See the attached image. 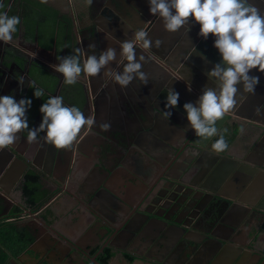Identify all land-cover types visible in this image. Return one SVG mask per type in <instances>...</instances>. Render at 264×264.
<instances>
[{"label":"flooded vegetation","instance_id":"obj_1","mask_svg":"<svg viewBox=\"0 0 264 264\" xmlns=\"http://www.w3.org/2000/svg\"><path fill=\"white\" fill-rule=\"evenodd\" d=\"M254 4L264 15V1L255 0ZM0 5V12L21 20L12 42L0 41V96L32 99L26 113L30 128L42 122L39 109L49 96L63 97L65 105L76 106L96 120L91 130L87 126L81 130L70 149L58 150L44 142L45 133L38 134L36 143L28 144L24 131L15 144L0 151L5 161L0 173V264H11V259L43 230L53 234L55 243L64 241L76 250L83 264H264V244L260 243L264 213L258 208L264 206V198L246 203L245 194L227 197L231 193L227 185L233 182L239 189L250 173L254 182H261L258 178L262 173L245 172L243 166L230 165L225 158L218 160L211 148L218 135L207 140L195 135L191 140L187 133L194 129L183 105L196 103L205 87L215 88L206 75L212 69L209 61L222 67L225 64L214 47L215 36L209 34L207 40L200 37V25L194 18H190L189 32L185 27L168 32L162 18L153 16L149 9L148 20L141 24L84 26L73 17H65L59 24L53 22L41 29L40 22L25 20L24 11L13 0H0ZM141 28L153 42L162 40L159 48L153 44L146 51L136 49L137 59L141 52L151 57L142 69L148 75L147 85L134 80L122 89L103 74L104 70L90 78L82 73L76 84L67 85L63 75L50 66L60 63L57 56L74 55L76 48L84 50L82 64L93 54L87 48L90 43L96 45V55L115 48L118 61V41L133 39ZM53 31L57 33L51 38ZM58 39L63 45L60 51ZM193 46L197 49L194 53ZM187 56L188 64L201 67L198 76L186 64ZM42 64L48 66L47 72L38 70ZM114 70L122 71L123 65ZM249 75L260 78L256 92L264 83V73L253 69ZM177 77L190 80L191 91L185 80ZM33 80L44 91L42 98H36L35 90L29 87ZM167 87L179 93L178 106L171 109L169 120L155 108L168 111ZM238 89L237 99L243 92L242 82ZM238 111L227 113L216 124L229 144L228 150L248 145L246 133L240 134L242 115ZM101 123H110L111 129L102 131ZM251 145L263 143L256 139ZM261 192L260 188L256 195L261 196ZM173 198H199L213 205L214 218L208 223L188 218V209L178 212ZM68 216L87 218L93 237L86 244L60 229V222ZM235 231L247 232L249 242L233 245ZM181 235L192 240L187 257L170 249L167 242H175Z\"/></svg>","mask_w":264,"mask_h":264},{"label":"clouds","instance_id":"obj_2","mask_svg":"<svg viewBox=\"0 0 264 264\" xmlns=\"http://www.w3.org/2000/svg\"><path fill=\"white\" fill-rule=\"evenodd\" d=\"M47 2V0H42ZM91 4L92 0H88ZM2 7V5H0ZM149 10L153 16L162 18L164 28L168 32H177L182 27L191 30L190 18L199 23L198 35L205 40L209 34L216 37L214 47L218 49L222 60L228 65L222 67L218 62L206 73L209 80L216 87H205L196 103L186 102L183 107L187 112V119L195 131V135L207 140L218 135L219 138L211 145L214 153H222L229 149L225 136L218 132L217 121L238 107V85L243 83V93L255 94L260 84L259 76L249 75L253 69L264 73V15L250 0H149ZM174 10V11H173ZM21 23L19 16H9L7 12H0V41L11 43L17 25ZM107 39H111L106 34ZM120 45V59L117 61L115 48L108 47L96 55V45L90 43L87 48L93 54L87 55L81 64L82 48H76L74 55L57 56L58 64L50 65L56 72L63 75V82L74 85L83 73L85 78L103 74L113 80L122 89H126L134 80L144 85L148 84V75L143 69L151 57L141 52L137 59L136 49H150L153 44L159 48L162 40H153L143 28L135 31L133 39L118 41ZM197 49L193 46V53ZM201 56L203 54L201 53ZM206 59V57H204ZM126 61V63H125ZM112 62L123 65L122 71L108 67ZM177 79L185 80L183 77ZM21 89L23 78L19 79ZM189 91L191 81L185 80ZM34 96L42 98L44 91L36 87V82L30 81ZM165 119H170L171 109L178 106L179 93L174 88L167 87ZM242 95V94H241ZM246 99V97H244ZM198 105V106H197ZM32 106V99L21 98L19 101L13 95L0 96V151L15 144L21 132L27 131V143H36L39 133H45L44 142L53 145L58 150L70 149L77 140L81 130L87 126L89 130L96 124L94 116H85L76 106L64 104L63 97L49 96L40 106L42 122L39 127H29L27 111ZM261 112L257 108V114ZM100 129L107 132L110 123H101ZM227 132V129L224 130Z\"/></svg>","mask_w":264,"mask_h":264},{"label":"crops","instance_id":"obj_3","mask_svg":"<svg viewBox=\"0 0 264 264\" xmlns=\"http://www.w3.org/2000/svg\"><path fill=\"white\" fill-rule=\"evenodd\" d=\"M35 1L54 9L60 20L65 17H73L79 25L84 26L95 24L106 27L114 25L116 22L141 24L148 20L149 0H122L121 2L119 0H92L91 4L88 3V0H47L46 3L42 2V0ZM161 22L163 23V20ZM57 42H59L58 51H60L63 47L61 39H58ZM215 49L219 53L218 49ZM208 63L212 68L215 66V63L211 61ZM227 66L226 63H223V67ZM240 102L236 109L242 115H240L241 121L238 127L240 128V134L246 133L248 145L242 148L233 147L223 153L217 154L213 152L212 154L217 156L218 160L221 158L227 159L230 165L238 164L240 167L243 166L245 172L254 170V173H262L260 178H258L261 182H254V174L250 175V173L239 189L233 182L230 183L229 187L227 185V189L231 191L230 194H227L230 196L227 197L233 198V196L245 194L243 197L248 198L246 203H249L264 198L262 196L264 192H261V196L256 195L260 188L264 190L262 189V187L264 188V83L261 84L255 94L245 93L243 97H240ZM245 108H248L249 111L245 110ZM257 108L261 109L259 115L257 114ZM232 115L235 116L236 114L232 113ZM256 127L259 129H256ZM256 139L261 141L263 145L252 147L251 144ZM7 199L12 201L11 198ZM258 208L264 213V206ZM62 220L59 227L64 234L76 239L79 237L83 244H86L93 237L86 217L81 216L77 219L75 216H68ZM50 235L53 234L45 230L40 231L26 250L11 259V264H83L81 262L82 258L76 254V250L68 247L64 241L55 243L56 239ZM232 237L234 238L233 245L235 246L247 244L250 240L245 231L240 233L235 231ZM260 243L264 244V234L260 238Z\"/></svg>","mask_w":264,"mask_h":264},{"label":"water","instance_id":"obj_4","mask_svg":"<svg viewBox=\"0 0 264 264\" xmlns=\"http://www.w3.org/2000/svg\"><path fill=\"white\" fill-rule=\"evenodd\" d=\"M264 1V0H263ZM250 2H252L254 4L255 0H250ZM113 43V46H116V42L114 41H111ZM186 60V64H188L190 58L187 56L185 58ZM191 64H193L191 62ZM190 69H192V71L194 72V74L196 76H198L200 74V70H201V67L198 66V65H190ZM116 66V63L115 62H112L110 64L109 67L113 68ZM38 70H40L41 72H47L48 70V66L42 64V65H38L37 66ZM216 87V86H215ZM242 93L239 94V97H238V102H240V97H242ZM192 102V101H190ZM194 103V102H192ZM198 106V105H197ZM157 111L161 112L162 114V111L159 109V107H155ZM228 116H230V114H228ZM192 129V128H191ZM187 133H189V137L190 139L192 140L193 137L195 136V131L192 133L191 130L187 131ZM191 155H193L194 158H196V155H194V153H191ZM2 158L0 157V173H2V169L4 167V163L5 161L2 160ZM184 162H188L186 160H184ZM152 199H155L158 201V203L161 201V198H152ZM173 204L176 205V210L179 212L180 211V208L181 209H188V212H187V216L188 218H191L193 220H196L198 222H203V223H208V221L212 220V218H214V214L212 212V209H213V205H208L209 203H206V202H201V199L199 198H173L172 200ZM198 208H199V211H198ZM196 213V215L194 214V212ZM59 233V232H58ZM161 233H165L164 231H161ZM191 239L189 237H187L186 235H181L180 237H178V239L175 241V242H171L170 239H167V242L168 245H170V249L171 247L174 249H177L178 253L184 255L187 257L190 255L189 253V248L191 246ZM180 249V250H178Z\"/></svg>","mask_w":264,"mask_h":264},{"label":"trees","instance_id":"obj_5","mask_svg":"<svg viewBox=\"0 0 264 264\" xmlns=\"http://www.w3.org/2000/svg\"><path fill=\"white\" fill-rule=\"evenodd\" d=\"M13 1L15 4L19 5V7L22 8V11H24L25 14L24 16H26L25 20H31L34 21L35 23L40 22L42 25L41 29L43 27L48 28L49 24L53 22L59 24L60 18L58 17L57 12L54 9L44 4H41L38 1L35 0H13ZM31 24L33 23L31 22ZM56 33L55 31H53V33L50 34L51 38H54Z\"/></svg>","mask_w":264,"mask_h":264}]
</instances>
